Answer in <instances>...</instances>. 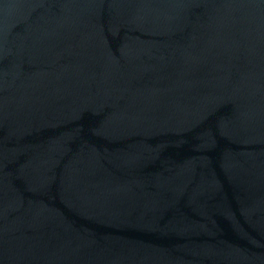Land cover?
<instances>
[{
	"label": "water",
	"instance_id": "water-1",
	"mask_svg": "<svg viewBox=\"0 0 264 264\" xmlns=\"http://www.w3.org/2000/svg\"><path fill=\"white\" fill-rule=\"evenodd\" d=\"M0 264H264V0H0Z\"/></svg>",
	"mask_w": 264,
	"mask_h": 264
}]
</instances>
